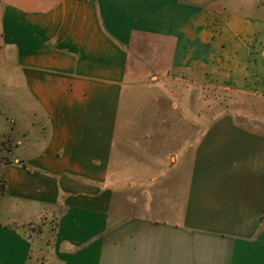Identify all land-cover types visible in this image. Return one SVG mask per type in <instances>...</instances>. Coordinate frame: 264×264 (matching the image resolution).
<instances>
[{
  "label": "crops",
  "instance_id": "crops-1",
  "mask_svg": "<svg viewBox=\"0 0 264 264\" xmlns=\"http://www.w3.org/2000/svg\"><path fill=\"white\" fill-rule=\"evenodd\" d=\"M0 264H264V0H0Z\"/></svg>",
  "mask_w": 264,
  "mask_h": 264
},
{
  "label": "rangeland",
  "instance_id": "rangeland-1",
  "mask_svg": "<svg viewBox=\"0 0 264 264\" xmlns=\"http://www.w3.org/2000/svg\"><path fill=\"white\" fill-rule=\"evenodd\" d=\"M2 141H0V147H2ZM0 149H2V148H0ZM2 157H0V161H2ZM1 187H2V179H1V177H0V190H1Z\"/></svg>",
  "mask_w": 264,
  "mask_h": 264
}]
</instances>
